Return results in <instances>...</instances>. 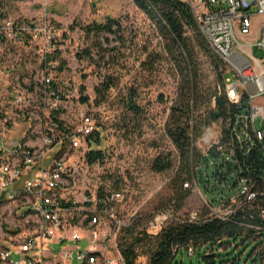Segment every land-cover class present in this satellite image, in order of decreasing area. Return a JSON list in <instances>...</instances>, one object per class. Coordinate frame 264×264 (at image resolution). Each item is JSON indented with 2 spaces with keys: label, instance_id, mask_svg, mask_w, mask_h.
<instances>
[{
  "label": "rangeland",
  "instance_id": "rangeland-1",
  "mask_svg": "<svg viewBox=\"0 0 264 264\" xmlns=\"http://www.w3.org/2000/svg\"><path fill=\"white\" fill-rule=\"evenodd\" d=\"M6 13L7 20L35 25L41 31L39 37L28 38L25 43L19 44L21 47L11 48L7 46L10 44L0 41V120L7 128L6 140L19 141L34 149L42 146L43 130L49 127L47 117L50 115L49 112L44 114L40 96L42 77L46 73L51 76L55 90L60 94L59 108L63 113L58 119L69 135L77 133L83 115L93 117L96 131L100 133L98 149L106 155L103 164L89 166L86 163V139H80L77 149H71L68 142L58 140L50 154L54 158L58 152L62 153L66 174L60 194L67 204L75 202V208L64 212L65 229H81L90 239V232L83 230L84 212L89 210L85 201L97 200L101 190L104 195L113 194L115 186L119 185L122 202L113 218L131 226L137 234L154 235L156 231L151 230V226L159 216L157 203L167 197L168 184L174 172L155 174L150 170V164L160 154L173 153L176 157L165 137V122L176 101L179 84L177 66L164 52L165 45L154 21L141 13L131 0H30L9 5ZM108 18L120 20L127 43L120 49L118 64L107 66L92 45L101 43L103 49L117 48L119 45L115 36L87 39L83 28L105 23ZM131 36L135 37L134 45H131ZM105 38L110 43H105ZM85 51L92 53L93 62L77 58H84ZM151 53L160 58L154 71L147 73L140 66ZM195 53L202 83L208 87L214 81L213 58L209 52H199L197 46ZM255 56L264 58V53L256 51ZM48 57L53 60L48 61ZM105 76H113L118 85L110 91L106 102L96 106L95 88ZM228 78L234 80L232 74ZM133 91L137 95L141 117H135L121 107V100L127 99ZM17 96L22 98L18 105L14 103ZM124 115L126 118H123ZM57 136L63 138L61 134ZM210 197L211 194L195 181L191 196L176 217L183 218L202 211ZM4 211L0 222V246L16 240L5 234V228L10 229L12 236L28 235L37 228L34 218H28V215L18 217L15 205L6 207ZM99 220L101 234L111 229L108 219L101 216ZM118 239L120 237L117 244ZM230 243L232 246L227 250L215 247L211 253L202 252L192 257L185 251L180 252L174 262L259 264L252 255L257 242L243 245L239 241ZM71 246L74 245H68ZM79 247L84 248L85 244ZM139 254L138 264H146V255L141 250ZM205 256L212 258L203 259Z\"/></svg>",
  "mask_w": 264,
  "mask_h": 264
},
{
  "label": "built area",
  "instance_id": "built-area-1",
  "mask_svg": "<svg viewBox=\"0 0 264 264\" xmlns=\"http://www.w3.org/2000/svg\"><path fill=\"white\" fill-rule=\"evenodd\" d=\"M182 2L189 7L211 54L225 65L226 98L237 109L227 123L205 128L195 143L210 166H224L228 169V178L236 183L235 186L229 182L221 185L223 192L214 195L218 206L211 207V200L205 206L210 217L227 221L234 205L254 202L258 198V192L248 179L251 170L244 163L251 155L264 161V58L255 56L256 51L264 53V0ZM40 33L35 25L11 20L0 22V41L10 44L7 46L11 48L21 47L19 44L39 37ZM229 74L234 80L228 78ZM51 83V76L43 75L40 96L44 114L59 108L60 95L50 89ZM21 102V97H15V104ZM6 129L0 120V222L4 209L15 205L18 217L34 218L37 228L28 235L16 236L5 228V234L16 240L0 246V264H125L117 238L127 226L113 218L122 202L121 193L85 201L89 210L84 212L83 230L90 232V239L81 229H65L64 212L75 208V202L67 204L60 194L66 167L61 155L58 156L60 152L50 157L58 141L55 128L50 125L44 128L42 146L38 149L6 140ZM95 132L93 117L83 115L77 133L68 137L69 147L77 149L80 139H87ZM210 151L213 156L209 155ZM260 172L264 174V166ZM69 204L72 206L65 208ZM101 216L111 222V229L102 234L99 229ZM261 218L264 220V207ZM172 219L170 212L159 214L151 230L160 232ZM189 220L196 221L197 213L190 214ZM82 243L84 248L79 247ZM69 244L74 246L68 247ZM187 253L189 257L195 255L192 249Z\"/></svg>",
  "mask_w": 264,
  "mask_h": 264
},
{
  "label": "trees",
  "instance_id": "trees-1",
  "mask_svg": "<svg viewBox=\"0 0 264 264\" xmlns=\"http://www.w3.org/2000/svg\"><path fill=\"white\" fill-rule=\"evenodd\" d=\"M30 0H0V22L7 20L6 9L15 3H25ZM134 6L149 19L154 21L157 30L164 42V52L170 56L177 66L179 84L177 87L176 101L170 109L165 122V137L173 147V153L156 156L150 164V170L155 174H164L173 170V176L168 184V195L159 200L156 209L158 214L166 213L170 209L173 216L160 232L151 235L147 233H135L131 226L123 227L119 233V251L125 264H138L141 255L139 250L146 255V264H179L175 258L180 252H188L190 249L195 254L211 253L214 248L227 250L232 245L230 241H239L241 245L257 242L252 251L256 262L264 264V220L261 218V210L264 207V174L260 172L264 161L257 160L253 155L245 161V165L251 170L248 179L254 185V191L258 192V198L254 202H240L232 207V213L227 221L210 217L206 207L197 211V220L191 222L190 214L178 218L187 199L191 196V188L196 181L205 192L210 193L211 207L218 206L215 194H220L221 185L229 182L236 185L228 178L227 168L222 165H209L207 157L195 146L201 137L203 130L214 124H225L236 113V106L228 102L225 93V65L211 54L206 46L189 7L179 0H131ZM87 39L90 37L115 36L119 47L103 49L101 43L92 45L100 60L105 65H117L121 56L120 49L126 46L124 29L118 19L108 18L105 23H95L83 28ZM134 36H131V45H134ZM105 43H110L108 38ZM5 43V41H1ZM199 52H209L213 58L212 74L213 83L205 87L202 83L200 65L195 53V47ZM85 56L77 58L93 62L92 53L85 51ZM160 56L147 54L146 61L141 68L152 73ZM52 61L51 57L47 58ZM118 85L113 76H105L95 88L96 106L102 105L107 100L110 91ZM51 90H55L52 81ZM60 95V94H59ZM135 91L131 92L127 99L121 100V107L129 111L135 117H141V109L138 105ZM86 101V100H85ZM84 101V102H85ZM63 110L58 108L50 113V127L55 128V133L63 138L56 140L68 142L69 132L58 117ZM123 118H126L125 115ZM125 122V119L124 121ZM87 153L85 161L89 166L103 164L106 155L98 149L101 144L100 133L96 131L86 139ZM62 153L60 152L58 156ZM210 151L209 155L213 156ZM115 193H120L119 185L115 186ZM218 191V192H217ZM103 190L98 194V199H104ZM69 204L65 208H69ZM164 211V212H162ZM118 237V238H119ZM205 256L203 259H211Z\"/></svg>",
  "mask_w": 264,
  "mask_h": 264
},
{
  "label": "crops",
  "instance_id": "crops-1",
  "mask_svg": "<svg viewBox=\"0 0 264 264\" xmlns=\"http://www.w3.org/2000/svg\"><path fill=\"white\" fill-rule=\"evenodd\" d=\"M55 248H58V246H55Z\"/></svg>",
  "mask_w": 264,
  "mask_h": 264
}]
</instances>
